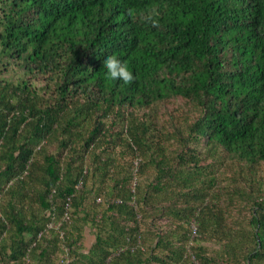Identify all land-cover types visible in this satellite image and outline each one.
I'll return each mask as SVG.
<instances>
[{"label": "trees", "instance_id": "trees-1", "mask_svg": "<svg viewBox=\"0 0 264 264\" xmlns=\"http://www.w3.org/2000/svg\"><path fill=\"white\" fill-rule=\"evenodd\" d=\"M188 250L264 264V0H0V264Z\"/></svg>", "mask_w": 264, "mask_h": 264}, {"label": "clouds", "instance_id": "clouds-1", "mask_svg": "<svg viewBox=\"0 0 264 264\" xmlns=\"http://www.w3.org/2000/svg\"><path fill=\"white\" fill-rule=\"evenodd\" d=\"M103 66L106 69L105 76L111 80H122L128 83L135 79L127 63L117 55H107L103 59Z\"/></svg>", "mask_w": 264, "mask_h": 264}, {"label": "built area", "instance_id": "built-area-1", "mask_svg": "<svg viewBox=\"0 0 264 264\" xmlns=\"http://www.w3.org/2000/svg\"><path fill=\"white\" fill-rule=\"evenodd\" d=\"M188 253H189L190 257L192 258L193 262L198 264V262L196 261V258L194 257V254L191 252V250H188Z\"/></svg>", "mask_w": 264, "mask_h": 264}, {"label": "rangeland", "instance_id": "rangeland-1", "mask_svg": "<svg viewBox=\"0 0 264 264\" xmlns=\"http://www.w3.org/2000/svg\"><path fill=\"white\" fill-rule=\"evenodd\" d=\"M88 243L92 240V237H87Z\"/></svg>", "mask_w": 264, "mask_h": 264}]
</instances>
